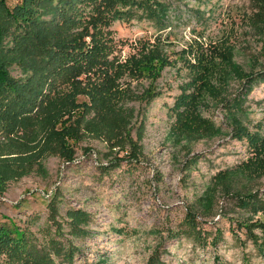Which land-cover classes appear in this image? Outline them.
Listing matches in <instances>:
<instances>
[{
	"label": "rangeland",
	"instance_id": "rangeland-1",
	"mask_svg": "<svg viewBox=\"0 0 264 264\" xmlns=\"http://www.w3.org/2000/svg\"><path fill=\"white\" fill-rule=\"evenodd\" d=\"M97 1L0 0V227L16 236L0 264H264V0H151L164 4L159 19L142 7L105 19L109 60L162 35L170 63L150 102L128 103V129L87 106L67 160L47 144L54 102L85 84L63 81L73 58L55 48L81 42ZM199 53L215 65L192 69ZM202 73L211 81L185 111L180 95Z\"/></svg>",
	"mask_w": 264,
	"mask_h": 264
},
{
	"label": "trees",
	"instance_id": "trees-1",
	"mask_svg": "<svg viewBox=\"0 0 264 264\" xmlns=\"http://www.w3.org/2000/svg\"><path fill=\"white\" fill-rule=\"evenodd\" d=\"M121 3L125 9H120L117 5ZM154 6V9L151 7ZM137 7H142L147 16L151 18H160L161 12L165 9L164 4L159 1L151 0H100L97 1L92 7V13L87 20V25L83 27V31L80 32L81 42L71 41L68 47H59L57 45L55 48V54H64L67 58L71 57L72 63L64 69L63 81L76 84L84 82V87L71 93V103L69 101H64L62 105L57 110L59 115L56 116L55 125L53 128L52 135L55 136L53 141H49L47 144L56 143L59 146L61 153L67 158V160H72L75 153L72 140H75L80 133V124L82 123L85 115V110L87 106L92 107L95 110V118L99 123L108 125L110 120L116 122V125L122 127L123 129H128V126L134 116V108L128 106L129 102L134 100H142L143 102H150V100L155 96L156 89L153 86L154 82L160 76L163 69L170 63L169 53L166 51L165 43L161 40L162 35H158L154 41H145L140 44L135 45V49L138 48L135 55L126 61L109 60V53L105 50L107 44L103 42V29L102 26L105 23V19H117V18H131L138 13ZM158 8V10H157ZM160 14V15H159ZM166 25L165 27H167ZM164 28V27H162ZM91 36V41H86V37ZM80 37V36H79ZM77 41H80L77 39ZM79 44V45H78ZM212 59L206 60L200 53L196 56L195 61L190 62V66L199 69L202 65L203 70L209 68V66L215 65L212 63ZM91 76L95 78L91 79ZM0 75V79H1ZM206 75L199 74L193 77L188 83L189 86H193L194 91L192 93L186 94L188 91H183L177 102V106H183L184 110L193 107L196 102L191 99H186L185 96L192 95L195 97L199 96L204 92V89L197 90V87H203L210 79H205ZM147 79L149 84L143 87L142 92H137L133 86L132 81ZM85 81L87 83H85ZM229 82L222 80L220 82V91L222 96V101L226 106L230 99V86L228 89ZM229 90V91H228ZM228 91V93H227ZM85 92L90 96L89 101H83L82 103L75 101L76 93ZM237 96V95H236ZM237 97L234 98V100ZM187 111V110H185ZM75 117V118H74ZM120 117V118H119ZM74 120L72 121V119ZM231 117H229L230 119ZM193 119V116L180 117L179 121L181 124H189ZM240 121L239 124H234L236 132L242 135L246 128L241 119L236 118ZM71 122V123H69ZM69 123V124H68ZM89 127V125H86ZM114 128V127H111ZM108 130H112V129ZM116 129V128H115ZM120 129V128H119ZM130 134L127 133L125 136H119L115 138V143L126 142ZM14 231L10 230L8 227H0V244L10 240L11 242L15 240ZM9 242L6 243L8 248ZM21 249L22 246L19 245Z\"/></svg>",
	"mask_w": 264,
	"mask_h": 264
}]
</instances>
